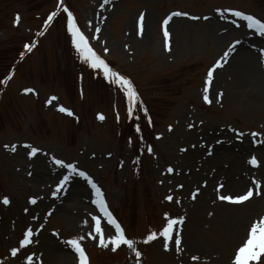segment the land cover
Segmentation results:
<instances>
[{"label": "rangeland", "instance_id": "1", "mask_svg": "<svg viewBox=\"0 0 264 264\" xmlns=\"http://www.w3.org/2000/svg\"><path fill=\"white\" fill-rule=\"evenodd\" d=\"M256 1L109 0L107 4L104 0L59 1L60 8L68 7L70 12L69 8L76 12L72 13L73 18L89 37L93 49L115 66V72L131 77L141 94L133 116L129 117L123 89L110 83L102 70L92 69L82 58L79 65L82 76L77 78L82 93L79 94L78 89L77 94L73 89V106L65 92L69 82L62 78L64 73L56 72L58 63L65 67L63 55L58 49L70 44L72 38L70 33L71 38L66 34L63 22L58 28L52 27L42 33L31 50L27 49L26 57L10 74L0 99V264H28V257L32 258V264H61L66 253L70 255L69 264H73L72 248L65 241L81 237V245L89 249L92 264H222L226 258L232 261L236 247L242 244L245 237L242 231L255 216L251 202L222 209L212 200L198 211L182 214L176 189L184 180L176 177L174 182L171 179L175 175L167 176V169H178L171 152H177L181 145L187 146L189 140H196L195 127L209 140L217 137L215 132L227 137L230 131H236V134L243 133V138L236 136L242 145L264 141V94L245 96L235 92L229 86L231 83L215 89L213 93L216 91L219 99L210 100L211 103L205 102V94L202 93L207 73L216 65L217 46L213 36L219 29L214 25L207 27L204 17L213 12L220 15L227 12L226 7L234 6L249 10V13L264 20V9L257 11L250 8L256 6ZM56 4V0H44L42 10L36 14L39 17L31 16L27 22L20 7L11 6L7 1L0 18V43L3 48L9 52L17 51L20 40L16 38H29L33 32L30 26H36L34 28L38 33ZM175 9L202 20L195 19L192 28L186 32L183 53L167 55L155 45L140 47L137 42L125 39L126 25L130 20L137 19L139 11L150 12L154 20L159 19L162 24L163 18ZM95 10H105L107 16L103 28H97L99 31L93 26L88 28L87 21L95 16ZM17 16L20 17L18 22ZM159 33L158 26V33L153 34L156 42ZM25 46L20 47L26 49ZM72 64L76 65V62ZM5 67L2 60L0 71L3 72ZM68 73L72 75L70 70ZM166 78L167 81H164ZM72 83L76 84L75 80ZM23 89H32V92L25 94ZM92 93L93 112L84 115L79 102L83 98L87 100ZM220 93L223 95L220 96ZM174 94L178 95L169 99L173 105L168 114L162 113V119L143 116L141 95L152 103ZM53 96L57 99L49 104L48 100ZM60 107L68 111L74 107L72 115H68L67 111L60 112ZM38 108L40 113H37ZM36 114L47 126L50 125L48 133L38 126L41 121ZM99 115H103L104 119H98ZM133 119L135 125L130 127ZM137 126L144 131L137 132ZM252 132L259 135L253 137ZM124 135L129 138L126 140ZM261 144L264 146V143ZM13 145L23 148V154L31 151L24 145L41 152L33 159H27L24 155L15 156L11 151ZM136 145L142 151V158H134ZM242 145L225 150L226 156H223L219 168L227 170L226 174L228 169L234 170L235 165L248 169L250 153H240ZM149 147L151 153L148 152ZM55 160L74 165L76 171L55 164ZM46 167L52 168L56 174L49 175L47 172L48 176L44 177ZM34 168L42 178L34 180ZM81 171L103 191L113 211H119L126 237L135 240V250L141 252L139 261L135 252L126 245L113 252L111 245L103 248L99 246L98 236L92 239L89 235L94 216L89 218L83 212L80 193L86 187L73 183V176ZM65 176L70 179L69 183H63L60 191L55 192ZM217 178L216 173L214 180ZM212 179L208 174L198 175L196 180H191L193 184H188L192 188L196 186V181L201 183ZM83 181L89 183L86 179ZM68 185L73 191L68 200L69 213L58 212L53 204L59 200L52 199H56ZM168 196L173 199L169 201ZM4 197L9 199V204H3ZM34 198L39 202L29 203ZM91 200L94 205V197ZM25 211L29 213L24 216ZM180 218L186 221L179 233L182 250L177 252L174 242H170L166 251L159 232L167 219ZM29 228L36 236L42 232L44 239L49 238L48 243L36 246L35 250L33 246H26L13 256L12 249L19 247L23 234ZM151 232H156L158 238L144 243ZM106 233L103 231L107 240L112 234ZM176 234L173 233L174 238ZM192 256H198L199 260H192ZM260 264H264V257Z\"/></svg>", "mask_w": 264, "mask_h": 264}, {"label": "snow or ice", "instance_id": "2", "mask_svg": "<svg viewBox=\"0 0 264 264\" xmlns=\"http://www.w3.org/2000/svg\"><path fill=\"white\" fill-rule=\"evenodd\" d=\"M62 2V0H61ZM109 0H104V3L107 4ZM64 12L67 13V30L71 34L72 37V44L80 54V56L83 58L85 63H88L89 66L92 69L96 70H102L103 75L106 79L109 80L110 83L112 84H117L123 89L125 92V95L127 97L128 101V115L129 117L133 116L135 106L137 104V101L139 100L138 94L136 90L134 89L132 82L127 79L126 77L120 75L119 73L113 71L109 65L99 56L96 54V52L92 49V47L89 45V41L86 38V36L80 31V29L77 27L73 14L67 9H63ZM231 13V16L233 17H238L240 20L246 22V27L248 29H252L255 32H257L260 36H264V21L261 19L256 18L253 15L250 14H245L242 11L238 10H227ZM57 13L54 11L48 16V22H51L55 17ZM181 15H186V13H181V12H173L171 15L166 17L163 22H162V27H163V37H164V43L165 47L169 48L170 50V33L168 31V24L172 20L173 17L176 16H181ZM193 19H199V17H192ZM20 19L19 16L16 17V21L18 22ZM204 19H207V17H204ZM144 29V16L141 14L139 17V31L142 34ZM99 31V29H97ZM26 49L29 51L31 50L30 45L25 46ZM231 51V48L229 51L224 53V57L222 59H226L227 56L229 55V52ZM222 67V64L218 61L215 65L214 68L210 69L207 73V78L208 82L210 83L212 78H213V72L215 71L216 68ZM10 79V77L8 78ZM26 92H31L32 89H26ZM205 95H204V100L205 102L211 103L208 97V89L205 88ZM220 96L223 94L220 93ZM57 98L55 96L51 97L48 100V103L51 104L54 100ZM60 112H68V115H72L70 111L65 109L64 107L59 108ZM146 113V109H145ZM98 119L103 120L104 116L99 115ZM138 119V117H136ZM151 123V121H149ZM171 130V129H170ZM136 131L139 132L140 128L137 126ZM238 135L242 136L243 133H239ZM259 133L257 132H252L251 136L256 137L258 136ZM261 143H264V141H261ZM5 147H8L5 145ZM25 148H30L31 151L29 153L30 156L34 157L36 156L38 149L35 147H32L30 145H24ZM11 151L15 152L16 151V146L13 145L11 147ZM148 152L151 153L152 149L151 147L148 148ZM55 164L63 167V168H68L69 170L75 172L76 168L72 164H64L63 161L61 160H55ZM250 165L253 167H259L258 160L255 156H252V158L248 161ZM168 172L172 173L173 169L171 167L168 168ZM81 177H84L86 180H88L89 183H91L92 188L95 189V194H96V201L95 203L97 204L99 210L101 213H103L104 217L107 219V223L111 225L115 229V234L108 238L107 240L105 239V236L103 234V230L101 228V221L97 217H93L95 221V234L92 235V233H89L92 239H96L97 236L99 237V246L103 248H108L109 245H111V250L115 252L117 249L120 248L121 245H126L128 249H131L135 252V257L137 261L140 260L141 258V252L135 250L136 246V241L133 239H129L125 235L124 229L121 227V225L117 222V220L113 217L112 213L108 210L105 200L103 198V194L101 193L100 189L97 188L95 183H92V181L86 176L84 172H79L78 173ZM68 180V177L65 176L63 181L61 182L60 186H58L57 191L60 190V187L63 186V183H66ZM251 184L253 187H250L246 190L244 194H239V195H219L218 199L221 201H227L231 204H242L246 201H248L250 198L253 197L254 195V190L255 189V194L260 195L261 194V185L258 181L253 179L251 181ZM224 187V184L221 183L217 186L216 191L219 192L220 189ZM198 195V191L192 193V198L196 199ZM169 201H171L173 198L172 196L166 197ZM3 204L7 205L9 204V199L7 197H4L3 199ZM32 204H36L37 201L36 199H32L30 201ZM183 218L180 219H167L166 220V225L163 226L162 230L159 232V236L163 237L164 240V249L167 251L169 250V243L174 242L176 251L179 252L181 251V238L179 236V232L177 231V226L183 224ZM174 231L177 233L175 238L173 237ZM32 237H33V230L29 228L24 234H23V239L19 243L18 248H13L12 249V255L16 256L18 251L21 248H25L29 244L32 243ZM157 233L156 232H151L144 243L151 242L153 240H156ZM83 237L79 239H69L65 241L67 245H69L75 253L78 254L79 258V264H89V257L86 255V252L84 248L81 246V240ZM261 257H264V217L259 218L258 220L254 221L248 230L247 233V238L245 241L242 242V244L238 247L234 254V259L231 261V264H260L261 262ZM192 260L196 261L199 260L198 256H192ZM28 264H32V258L28 257Z\"/></svg>", "mask_w": 264, "mask_h": 264}, {"label": "bare ground", "instance_id": "3", "mask_svg": "<svg viewBox=\"0 0 264 264\" xmlns=\"http://www.w3.org/2000/svg\"><path fill=\"white\" fill-rule=\"evenodd\" d=\"M144 16V33L142 35H139L138 38H136V31H134V19L132 20L133 22H129L127 24V30L125 32V36L127 38H131L135 42L140 43V47H145V44L148 43L151 45L153 42V28L156 27V22L158 19L154 20L153 16L151 13H148L147 11H144L143 13ZM217 21L215 20H210L206 23L207 27H210L211 25H214L218 27ZM193 26V22L189 21H176V20H171L168 24V31H170L172 34L171 37V42H172V48L170 46L171 52L174 51L176 54L183 53L185 51V35L186 32H188ZM223 29L222 32L224 34H218V37L213 36L214 40H216V52L217 55H219L222 50L226 48H233V44L230 42V35L234 33V30L231 29L228 25H221ZM243 39L245 38L244 36H241ZM229 38V39H228ZM241 40L238 38V45L233 48V55H231L228 60L222 59V69L216 72V77H214L215 81V86L220 87L222 85H229L230 87L233 88L235 92H241L245 96H258L260 93L264 94V69L261 64V58L260 55L258 54V51L251 47L250 44L247 45L245 40ZM159 40L162 42V37ZM259 40H263L261 37ZM144 44V45H143ZM229 46V47H228ZM148 48V47H147ZM249 48V49H248ZM223 55V54H222ZM213 92V89L210 91ZM212 97H216L213 94ZM197 136H198V131H195ZM204 137V136H203ZM198 138V137H197ZM205 139V137H204ZM188 142L192 143L194 141L189 140ZM214 147H213V155L219 154L221 155L220 152L221 148L223 145H220L216 139L214 140H209ZM194 148H189L187 153L185 155L179 154L180 157H177L176 154H173L171 158L177 162V165L181 167L182 171H184V175H189L190 178L187 179L188 181L192 178V180H196L198 178V175L194 173V166L198 167L201 169L199 175H207L209 169L205 167H211V165H214L215 168L219 167L220 162L215 158H209L205 155V153H202V146H199L194 143ZM172 149V147H170ZM173 150V149H172ZM185 148H182V151H185ZM195 150V151H193ZM263 149L259 148L256 151L261 152ZM263 152V151H262ZM197 155V156H196ZM212 155V156H213ZM19 157H22L23 154L20 152L18 155ZM182 157V158H181ZM31 167L32 164L30 163ZM34 168V173H35ZM52 174L53 169L46 167L45 168V173L44 177L48 176L46 175ZM186 172V174H185ZM219 172H226L225 170H220ZM214 174H208L209 177H212L214 179L215 177ZM226 176L230 178H226V180H222L221 183L224 184V188L227 189V193H230L231 195L235 196L239 193L240 190H244L245 187H250L251 181L255 179L258 181L261 185V188L264 187V182L261 181V174L258 171H251L248 172L246 175L245 174H238V172L232 173V170H230ZM233 175V176H232ZM42 178L38 174L35 173L34 175V180H38ZM237 178V179H236ZM179 179H184L183 176L179 177ZM79 180H77L78 182ZM203 182L206 184L205 185H198L196 182V187L195 189H190L188 188L186 192L181 193L178 195V198L180 199V203L183 205L184 209L186 211H198V209L204 205H206L207 201L213 198L219 197L218 194L212 193V187L208 184L209 181L203 180ZM198 195L196 199L192 198V193L197 192ZM75 192V191H74ZM82 195L81 201L83 202L84 206L82 207L83 212L88 211L90 214L93 213L92 210V203L90 201L91 194L89 191L86 192H80ZM67 194V192H66ZM73 194V191L69 192L67 197L66 195L64 196L65 199H63L64 204L60 207H57L58 212H63V213H69V207L70 204L68 200L70 199L71 195ZM76 194V193H75ZM255 198L259 197L258 195H254ZM260 198V197H259ZM261 201V198L259 199ZM255 202L252 204V214H257L259 211L262 209V204L260 201ZM68 202V203H67ZM196 208V210H195ZM245 232V231H244ZM243 233V231H242ZM246 233V232H245ZM44 242V240H43ZM65 258L62 260L61 264H68L70 262V256L68 254L64 255ZM227 263L226 260H222V264Z\"/></svg>", "mask_w": 264, "mask_h": 264}]
</instances>
